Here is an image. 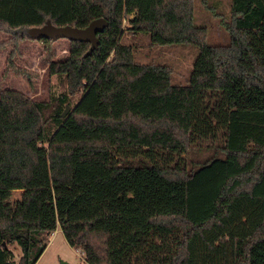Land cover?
I'll list each match as a JSON object with an SVG mask.
<instances>
[{
    "label": "trees",
    "instance_id": "16d2710c",
    "mask_svg": "<svg viewBox=\"0 0 264 264\" xmlns=\"http://www.w3.org/2000/svg\"><path fill=\"white\" fill-rule=\"evenodd\" d=\"M194 5L0 0L1 45L13 49L28 36L20 27L46 18L108 20L90 53L69 39L55 58L53 39L39 38L61 90L0 89V189H29L0 220V264H15L14 242L19 264H34L57 227L88 264H264V0H229L225 43L207 41ZM126 30L196 45L186 80L138 61Z\"/></svg>",
    "mask_w": 264,
    "mask_h": 264
},
{
    "label": "rangeland",
    "instance_id": "374dc122",
    "mask_svg": "<svg viewBox=\"0 0 264 264\" xmlns=\"http://www.w3.org/2000/svg\"><path fill=\"white\" fill-rule=\"evenodd\" d=\"M194 7L196 22L203 21L207 25V41L225 43L228 37L225 22L229 19V0H195ZM9 36V32L0 30V89L16 88L36 99H46L50 89L61 90L62 82L55 74H49L47 71V63L43 59L45 53L43 41L27 36L13 49L8 43L1 45V41ZM122 41L132 43L134 57L138 61L167 65L171 70L172 82L186 80L197 53L196 45L191 42L153 44L149 42L146 34H131L128 30L124 31ZM68 44L67 38L54 39L50 44L55 51L54 57H64ZM8 58L14 65L31 71V83L26 75L8 67ZM70 108L69 104L67 111ZM193 148L189 149L188 156L197 153V157H201L211 152L209 148H204L200 152H195ZM28 193V188L0 189V220L13 217L21 209ZM11 247L14 251L15 264H19L20 246L14 242ZM79 252V248L71 246L66 241L61 229H56L52 235H49L45 248L34 264H62V260L68 264H79L81 261Z\"/></svg>",
    "mask_w": 264,
    "mask_h": 264
},
{
    "label": "water",
    "instance_id": "95a60500",
    "mask_svg": "<svg viewBox=\"0 0 264 264\" xmlns=\"http://www.w3.org/2000/svg\"><path fill=\"white\" fill-rule=\"evenodd\" d=\"M107 24L108 20L104 16L94 17L83 26L70 23L56 24L53 23L50 18H46L42 24L20 27V29L25 30L28 36L36 39L47 37L54 40L63 37L68 40L77 39L88 41L89 46L86 52L90 53L97 47L100 41L98 32L102 31ZM68 108L69 104L66 103L61 115H65ZM62 264L68 263L62 260Z\"/></svg>",
    "mask_w": 264,
    "mask_h": 264
},
{
    "label": "built area",
    "instance_id": "2783aa9c",
    "mask_svg": "<svg viewBox=\"0 0 264 264\" xmlns=\"http://www.w3.org/2000/svg\"><path fill=\"white\" fill-rule=\"evenodd\" d=\"M79 254L81 256V261L79 262V264H88V262L84 259V251L80 250Z\"/></svg>",
    "mask_w": 264,
    "mask_h": 264
},
{
    "label": "crops",
    "instance_id": "0c3cea01",
    "mask_svg": "<svg viewBox=\"0 0 264 264\" xmlns=\"http://www.w3.org/2000/svg\"><path fill=\"white\" fill-rule=\"evenodd\" d=\"M56 229H60L59 227H57ZM56 229L54 230V231H52V233L50 234V235H52L55 231H56Z\"/></svg>",
    "mask_w": 264,
    "mask_h": 264
}]
</instances>
